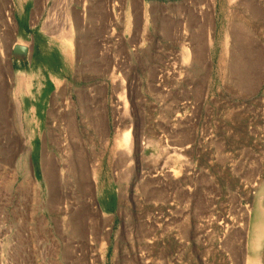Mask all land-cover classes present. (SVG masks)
I'll list each match as a JSON object with an SVG mask.
<instances>
[{
    "label": "rangeland",
    "instance_id": "374dc122",
    "mask_svg": "<svg viewBox=\"0 0 264 264\" xmlns=\"http://www.w3.org/2000/svg\"><path fill=\"white\" fill-rule=\"evenodd\" d=\"M263 192L264 0H0V264H264Z\"/></svg>",
    "mask_w": 264,
    "mask_h": 264
},
{
    "label": "bare ground",
    "instance_id": "6f19581e",
    "mask_svg": "<svg viewBox=\"0 0 264 264\" xmlns=\"http://www.w3.org/2000/svg\"><path fill=\"white\" fill-rule=\"evenodd\" d=\"M69 35L70 36H68V34L67 35L63 34V36L67 37L68 39H71L72 34H69ZM123 135L125 137L124 139L128 140L130 136V130L129 131L125 130ZM249 212H251L252 214L251 221L254 219L253 229L255 231V234H254V237H252L253 246H254L255 254L257 255L258 253L257 257H259L260 255L259 252L262 250L264 246V204L262 203V201H258L255 207L251 211L249 210Z\"/></svg>",
    "mask_w": 264,
    "mask_h": 264
}]
</instances>
